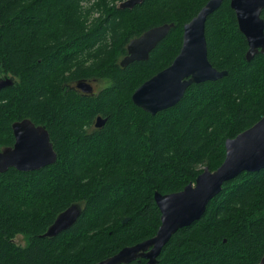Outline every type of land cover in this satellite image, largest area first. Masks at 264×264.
<instances>
[{
	"label": "trees",
	"instance_id": "obj_1",
	"mask_svg": "<svg viewBox=\"0 0 264 264\" xmlns=\"http://www.w3.org/2000/svg\"><path fill=\"white\" fill-rule=\"evenodd\" d=\"M123 1L0 0V79L13 81L0 89V149L14 142L12 124L27 119L46 129L57 155L37 170L0 173V264H98L153 237L154 192L180 191L205 167L215 170L225 141L264 116V54L246 60L229 0L205 22L208 60L227 74L191 84L154 115L134 105V90L170 65L184 24L208 0ZM164 23L174 26L147 60L120 66L131 39ZM83 80L101 85L83 94ZM72 204L81 208L76 222L43 236ZM263 256L264 168L225 182L155 264H257Z\"/></svg>",
	"mask_w": 264,
	"mask_h": 264
},
{
	"label": "water",
	"instance_id": "obj_2",
	"mask_svg": "<svg viewBox=\"0 0 264 264\" xmlns=\"http://www.w3.org/2000/svg\"><path fill=\"white\" fill-rule=\"evenodd\" d=\"M142 0H125L121 8H131ZM223 0H208L183 26L180 50L173 61L164 69L145 80L131 95L137 107L154 115L174 106L180 101L186 89L193 83L214 81L227 74L225 70L214 68L207 57L205 22ZM238 28L244 35L248 49L246 60L256 54H264V20L261 12L264 0H229ZM164 23L151 27L126 46V55L120 60L124 67L134 61H144L156 45L162 41L173 27ZM12 79H0V89L11 85ZM84 94L93 93L90 81L76 83ZM105 119L98 116L95 127H101ZM14 143L0 150V173L13 167L19 171H33L54 163L56 152L46 129L24 119L12 124ZM264 168V116L252 126L225 141V157L213 171L205 167L182 190L160 194L154 192V200L160 211V225L156 234L144 241L123 247L117 253L98 264L128 263L137 257L155 264L157 257L180 228L197 221L204 214L207 203L222 189V185L240 173L255 172ZM80 206L72 204L60 212L43 236L52 237L70 228L80 215ZM257 264H264V256Z\"/></svg>",
	"mask_w": 264,
	"mask_h": 264
},
{
	"label": "rangeland",
	"instance_id": "obj_3",
	"mask_svg": "<svg viewBox=\"0 0 264 264\" xmlns=\"http://www.w3.org/2000/svg\"><path fill=\"white\" fill-rule=\"evenodd\" d=\"M91 84L94 85V83H91ZM100 85H101V83L99 82L98 84H95L94 86H92L93 87V91H97L98 88L100 87ZM16 241H18V242H20L22 244L24 243L23 238L21 236H18L16 238Z\"/></svg>",
	"mask_w": 264,
	"mask_h": 264
},
{
	"label": "flooded vegetation",
	"instance_id": "obj_4",
	"mask_svg": "<svg viewBox=\"0 0 264 264\" xmlns=\"http://www.w3.org/2000/svg\"><path fill=\"white\" fill-rule=\"evenodd\" d=\"M94 85H95V84H94ZM94 85H92V86H94ZM80 92H81V91H80ZM81 93H82V92H81ZM83 94H84V93H83ZM13 143H14V142H13ZM12 145H13V144H12ZM12 145H11V146H12ZM9 147H10V146H9ZM0 150H2V149H0Z\"/></svg>",
	"mask_w": 264,
	"mask_h": 264
}]
</instances>
